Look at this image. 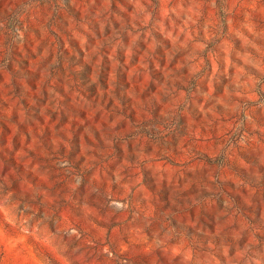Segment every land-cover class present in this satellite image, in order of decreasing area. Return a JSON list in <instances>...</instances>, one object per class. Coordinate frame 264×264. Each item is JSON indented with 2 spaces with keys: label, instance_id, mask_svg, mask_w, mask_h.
Segmentation results:
<instances>
[{
  "label": "rangeland",
  "instance_id": "1",
  "mask_svg": "<svg viewBox=\"0 0 264 264\" xmlns=\"http://www.w3.org/2000/svg\"><path fill=\"white\" fill-rule=\"evenodd\" d=\"M0 264H264V0H0Z\"/></svg>",
  "mask_w": 264,
  "mask_h": 264
}]
</instances>
